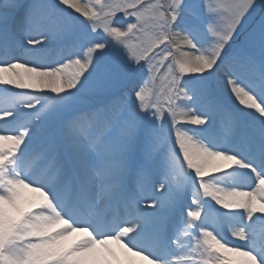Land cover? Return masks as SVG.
I'll return each instance as SVG.
<instances>
[{
	"label": "snow or ice",
	"instance_id": "obj_1",
	"mask_svg": "<svg viewBox=\"0 0 264 264\" xmlns=\"http://www.w3.org/2000/svg\"><path fill=\"white\" fill-rule=\"evenodd\" d=\"M0 86V264H264V0H0Z\"/></svg>",
	"mask_w": 264,
	"mask_h": 264
},
{
	"label": "bare ground",
	"instance_id": "obj_2",
	"mask_svg": "<svg viewBox=\"0 0 264 264\" xmlns=\"http://www.w3.org/2000/svg\"><path fill=\"white\" fill-rule=\"evenodd\" d=\"M0 99H1L0 105L5 106V104L7 103V97L4 95L3 86H0ZM136 259L138 260V258Z\"/></svg>",
	"mask_w": 264,
	"mask_h": 264
},
{
	"label": "rangeland",
	"instance_id": "obj_3",
	"mask_svg": "<svg viewBox=\"0 0 264 264\" xmlns=\"http://www.w3.org/2000/svg\"><path fill=\"white\" fill-rule=\"evenodd\" d=\"M79 2H80V4H81L82 6H84V5L87 4V0H79ZM17 91H19V90H17Z\"/></svg>",
	"mask_w": 264,
	"mask_h": 264
}]
</instances>
